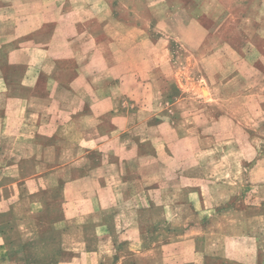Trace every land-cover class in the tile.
<instances>
[{"label": "crops", "instance_id": "0c3cea01", "mask_svg": "<svg viewBox=\"0 0 264 264\" xmlns=\"http://www.w3.org/2000/svg\"><path fill=\"white\" fill-rule=\"evenodd\" d=\"M0 1L4 2L0 3V14L8 13V9L12 10L11 26H7L0 15L1 217L3 211L14 210L18 207L23 202L24 195H28V207L32 215L38 214L40 210H43V213L53 210L56 204L55 198L59 197L60 217L53 224H67V219L74 214V210L71 212L67 209L68 203L90 201L92 209L98 211L103 209L100 205V195L103 193L100 183L104 178L112 179L117 173L122 183L128 177H136L145 182L147 177L140 169L148 161L155 164V170L152 172L155 180L154 183L145 182L149 185L144 188L161 185V189L165 186L176 195H178L176 191L180 190L181 200L162 206L154 200L145 201L142 196L136 198L137 204L134 208L139 215L140 222L143 220L144 211L166 210L170 218L172 211L180 207L193 211L201 209L224 211L229 207L227 203H231L230 207L237 211L246 212L250 209L252 220L257 217L255 215L264 217V150L257 149L256 143L252 141L262 135L259 129L238 121L234 112L225 108L216 109L217 111L211 109L214 116L210 119L205 108L195 113L196 118L189 116L190 113L187 117L183 116V111L173 106L170 109L158 108L162 114H167L166 118L161 117L160 120L150 124L152 136L145 138L140 134L129 135L130 131L137 126L142 130L141 120L132 125L128 124L124 117L117 122L113 121L111 109L96 110L88 100L94 97L117 99L120 111L123 113L129 111L130 103L127 106L123 103H127L126 98H130V93L115 90H121L125 82H136L142 86L152 79L148 77L147 70L136 68L133 72H129L124 68L121 69V66L127 62L124 63L127 58L134 60V64L138 66L146 64L151 58H154L152 65L155 67L157 65L165 67L171 64L172 72L165 76L168 78L171 76L173 79L176 77L179 81L198 83L210 80L206 69H203L201 74H196L194 67L199 65V61L191 60L190 69L185 70L187 62H181L179 65L171 61V58L162 60V53H160L169 46H165L166 43H164L166 34L170 36L167 37L170 45L173 40H176V47H184L191 53L201 50L205 33L196 30V34L190 37L191 21L192 19L197 20L199 14L192 15L187 6L174 10L167 20L170 22L181 20L185 23V27L171 33L163 32L158 36L159 38L153 39L150 37L151 31L146 27H141L138 30H142V33L140 35L134 33L135 37L131 40L128 35L131 28L124 25L123 37L120 40L114 39L109 31L105 38H98V44L91 46V41L82 40L78 44L80 40L78 37L68 39L69 35L67 36L64 31L63 37L68 46L63 45L57 49L58 51H54L50 39H36L32 36L45 28V22L50 15V12L46 11L41 4L43 0L32 1L35 7H39V10L32 8L30 11L23 12L19 11L17 4L20 0ZM181 1L188 3L203 0ZM179 10L183 11L179 12ZM54 14H56L55 11ZM76 36L82 37L83 35ZM105 41L110 43L108 54L113 60L107 62L108 54L102 56L99 65L110 67L107 68L109 77L103 84L100 83L94 88L91 83V75H95L94 71L87 72L84 69L89 61L80 62L76 54L79 51L89 50L91 55L93 53V55L100 56V45ZM151 47L155 49L154 55L147 53L148 48ZM249 63L253 65L251 61ZM222 80L223 77H220V81ZM88 86L91 88L86 91ZM209 94H211L210 91ZM143 95L147 96L145 93ZM187 97L194 96L188 94ZM133 105L139 111L144 112L152 108L151 104L145 102H136ZM94 114L99 115L96 123L91 121ZM175 114L177 115L176 120ZM251 114L254 119L264 118V110H254ZM226 115L234 120V133L226 132L228 128L222 123ZM145 128L146 126L143 127ZM204 137L234 146V151L225 153L222 160L237 162L242 167L237 176L240 179L244 178V182L238 183L240 181H237L235 188L229 187L226 181L217 183L216 180L211 179L214 178L213 175L209 174L211 178L205 181L196 182L190 186H181L182 179L186 177L183 173L187 167L182 162L188 154L200 149V146L195 145ZM131 143L134 145L138 161V170L134 172L127 169L130 156L128 150ZM246 144L252 148L249 149V153L246 148H243ZM119 149L122 151L121 155L118 153ZM224 152H219L218 157H223ZM176 162L181 163L179 167L174 164ZM245 163L249 164L247 169L244 167V170ZM219 174V178H227L224 171H219ZM157 192L160 191L157 189ZM245 194H249L248 200L245 199ZM216 196L219 198L218 203L215 200ZM61 197H64L63 200ZM78 206V204L75 205L76 208ZM186 224L197 223L189 221ZM252 224H255V221ZM92 226L96 229L103 228L104 233L100 236L109 235L110 229L106 228L103 223L95 221ZM153 230L152 228L149 235L152 244L144 249L140 248L135 256L141 257L159 247L164 249V244L168 242L175 243L169 253L163 251L160 255L161 262L157 264H193V260L200 255L197 237L170 234L163 239L162 236L152 232ZM123 238V234L112 238V241H115L112 243L113 257L117 256L122 259L125 256L122 246L119 245L120 241L124 240ZM241 240L246 242V250L225 251L223 255L201 252L200 257L205 259L228 256L240 261L236 264H264V236L259 237L252 233L242 236ZM172 257H175L178 262L171 260ZM135 260L134 258L130 264H142ZM119 264H126V262L125 260L122 263L120 261ZM145 264L156 263L150 261Z\"/></svg>", "mask_w": 264, "mask_h": 264}, {"label": "rangeland", "instance_id": "374dc122", "mask_svg": "<svg viewBox=\"0 0 264 264\" xmlns=\"http://www.w3.org/2000/svg\"><path fill=\"white\" fill-rule=\"evenodd\" d=\"M32 1L34 0H20L17 3L19 11H30L32 8L39 10ZM0 3L4 2L0 1ZM41 4L46 11L50 12V15L45 22V28L32 36L36 39H50L54 51L63 45L68 46L63 37L64 31L67 36L69 35L68 39L78 37L80 38L78 44L82 40L91 41V46L98 44V38H105L109 31L114 39L120 40L123 37L124 25L131 28L128 33L131 40L135 37L134 33L135 35L142 33V30H138L141 27L151 31L152 39L159 38L158 36L163 32L171 33L185 27V23L181 20L170 22L167 19L171 17L174 10L187 6L192 15L199 14L197 20L191 21L190 37L196 34V30L205 33L202 48L191 53L184 47H176V40H173L170 45L167 38L170 36L166 34L164 38L167 42L164 43H166L165 46H169L160 52L162 60L171 58V61L179 65L181 62H187L185 70L190 69L191 60H197L199 65L194 67L196 74H201L202 70L206 69L210 80L198 83L179 81L176 77L174 80L171 76L169 78L165 76L172 72L171 64L155 67L152 65L154 58H151L146 64L138 66L134 64V60L127 58L124 63L127 62L121 66V69L124 68L129 72H133L136 68L147 70L148 77L152 79L142 86L136 82H125L121 90H115L130 93V98H126L127 103H123L125 106L130 103L129 111L121 112L117 99L94 97L88 99L90 105L96 110L111 109L112 120L116 122L122 117L130 125L141 120L142 130L137 126L130 131L129 135L140 134L145 138L152 136L150 124L160 120L161 117L166 118L167 114H162L158 108L170 109L173 106L177 110H182L183 116L187 117L190 113L189 116L194 118H196V112L205 108L210 119L214 116L211 109L215 111L225 108L234 112L238 121L260 130L262 137L252 141L256 143L257 149L264 150V118L254 119L251 114L254 110H264V0H222L221 2L203 0L188 3L181 0H43ZM181 11L183 10H179ZM11 12L12 10L8 9V13L0 14L7 26L12 25ZM78 34L83 36H76ZM100 47V56L93 53L91 55L89 50L79 51L76 54L80 62L89 61L84 69L87 72L94 71L95 75H91L94 88L100 83L103 84L109 77L107 68L110 67H101L99 61L104 54L105 56L108 54L110 43L105 41ZM154 51L155 49L151 47L148 48L147 53L154 55ZM112 60L108 54L106 61ZM220 77H223L222 81ZM213 78L216 80H211ZM90 88L88 86L86 91ZM188 94L194 97H187ZM136 102L151 104L152 108L145 112L139 111L133 105ZM98 117V114H94L91 121L96 123ZM179 117L182 119L181 115ZM174 118L176 120V114ZM222 123L228 128L226 132H235L234 120L229 115H226ZM144 126H146L145 129H143ZM195 146H200V149L188 154L182 162L187 167L183 173L186 177L182 179L181 186L205 181L211 178L209 174L213 175L214 178L211 179L216 180L217 183L226 181L229 187L235 188L238 183L244 182V178L240 179L237 176L242 167L237 162L222 160L225 153L234 151L232 144H222L220 141L216 142L204 137ZM243 148H246L248 153L249 149H252L248 144ZM128 151L130 156L127 169L132 172L137 171V154L132 143ZM221 151L224 152L223 157L219 158L218 154ZM118 153L121 155L122 151L119 149ZM123 154L126 153L123 152ZM174 164L179 167L181 163ZM248 164L245 163L243 168L247 169ZM141 168H139L140 171L147 177L145 182L154 183V173H152L155 170L154 162L148 161ZM219 171H224L227 178H219ZM108 181L111 182L107 183ZM124 181V183L120 181L117 173L112 179L105 177L100 183L103 187L101 191L103 193L100 195V205L103 209L99 211L92 209L90 201L68 203L67 209L71 212L74 210V214L67 219V224L61 225L53 224L60 217L59 197L55 198L56 204L53 210H47L45 213L40 210L38 214L32 215L28 207V195H24V200L18 207L3 211L2 217L0 216V264H119L124 260L126 264H130L134 258L138 263L145 264L151 261L157 264L161 262L160 255L163 251L169 253L175 242L165 243L164 249L159 247L141 257L135 256L140 248L144 249L152 244L149 238L152 228L154 229L152 232L162 236L163 239L170 234L197 237L200 255L201 252L223 255L225 251L246 250V242L241 240L242 236L252 233L259 237L264 236V217L255 215L257 217L252 220L250 209L246 212L237 211L230 207L231 203H227L230 208L224 207L226 208L224 211L206 209L193 211L180 207L172 211L170 218L166 210L144 211L143 220L140 222L134 208L137 204L136 198L142 196L145 201L154 200L158 205L165 206L181 200L180 190L176 191L178 193L176 195L165 186L161 189V185L144 188L149 184L136 177H128ZM157 181L159 182L158 179ZM237 181L240 182L237 183ZM157 189L160 192H157ZM244 197L248 200L249 194H245ZM63 198L61 197L62 200ZM215 200L218 203V196ZM73 204L79 206L76 208ZM95 221L106 225V228L110 229L109 235L100 236L104 233L103 228L96 229L92 226ZM189 221L197 224H186ZM253 221L255 224H252ZM120 234L124 235V240L119 243L125 254L122 259L112 256L114 252L112 243H115L112 238ZM200 255L193 260V264L240 262L234 257L216 256L203 259ZM171 260L178 262L175 257Z\"/></svg>", "mask_w": 264, "mask_h": 264}]
</instances>
